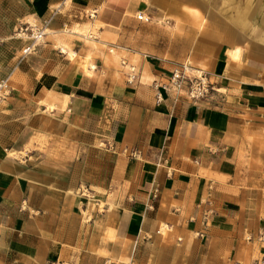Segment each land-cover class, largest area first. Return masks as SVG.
I'll use <instances>...</instances> for the list:
<instances>
[{
  "label": "crops",
  "instance_id": "obj_1",
  "mask_svg": "<svg viewBox=\"0 0 264 264\" xmlns=\"http://www.w3.org/2000/svg\"><path fill=\"white\" fill-rule=\"evenodd\" d=\"M5 79L0 264H264V0H0Z\"/></svg>",
  "mask_w": 264,
  "mask_h": 264
},
{
  "label": "built area",
  "instance_id": "obj_2",
  "mask_svg": "<svg viewBox=\"0 0 264 264\" xmlns=\"http://www.w3.org/2000/svg\"><path fill=\"white\" fill-rule=\"evenodd\" d=\"M138 20L150 23L151 17L144 13L138 15ZM49 23L44 24L27 22L22 24L15 32V37L26 40L29 45L24 49V56L30 55L36 47L42 44L47 36ZM129 70L128 80L134 83L137 80L136 67L123 63ZM155 89L158 92V101L163 100V94H185L193 102H201L210 99L216 89L207 74L199 72L192 74L186 66L176 68L172 71L167 83L155 82ZM12 88L9 79L0 82V102L10 97Z\"/></svg>",
  "mask_w": 264,
  "mask_h": 264
},
{
  "label": "rangeland",
  "instance_id": "obj_3",
  "mask_svg": "<svg viewBox=\"0 0 264 264\" xmlns=\"http://www.w3.org/2000/svg\"><path fill=\"white\" fill-rule=\"evenodd\" d=\"M146 24H149V23H146ZM137 29V28H136ZM138 31H141L142 32V34L147 38V41H146V44L147 45H149V44H151L152 43V38H153V36H160V35H162V34H160V33H157V32H154L153 31V28L152 27H150L149 25H146V26H143V27H139L138 28ZM41 45V44H40ZM39 45V46H40ZM38 46V47H39ZM38 47H36L35 48V50L31 53V54H33L34 52H36V49L38 48ZM145 50H147V49H145ZM23 52H24V50H23ZM22 52V54H21V56H19V58L17 59V60H23V59H25L27 56H29V55H26V56H24V53ZM110 52H113L112 50L110 51ZM30 54V55H31ZM122 62V61H121ZM11 85V84H10ZM3 101H5V100H3ZM3 101H1L0 103H2Z\"/></svg>",
  "mask_w": 264,
  "mask_h": 264
}]
</instances>
